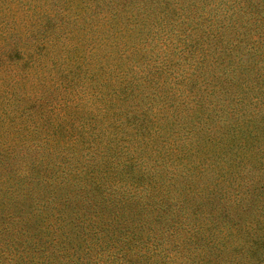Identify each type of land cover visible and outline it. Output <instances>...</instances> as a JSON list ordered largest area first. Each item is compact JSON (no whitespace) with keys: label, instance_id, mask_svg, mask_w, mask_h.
<instances>
[{"label":"trees","instance_id":"1","mask_svg":"<svg viewBox=\"0 0 264 264\" xmlns=\"http://www.w3.org/2000/svg\"><path fill=\"white\" fill-rule=\"evenodd\" d=\"M13 1L22 6L24 16L20 19L25 21L16 27L13 23L0 26V37L14 39L22 30L24 35L20 36L25 42L27 27L31 26L38 36L35 33L30 36L33 42L25 43L27 48L39 49L38 41L45 40L42 39L47 35L45 31L53 33L46 39H50L51 48H59L63 53L76 48L79 55L74 62H83V104L90 105L93 99L95 105L91 104L89 111L111 112L118 119L112 124L107 122V127L103 122V132L108 127L113 132L104 142L100 121L83 122V150L97 149L94 154L97 161L90 167H74L67 162L60 169L62 164H58L44 169L41 181L28 179L21 183L18 199L26 205L13 206L5 215L7 222H0V264H264V213L260 215L264 193H257L259 183L252 185L243 172L247 156L253 159L261 156L260 143L251 151L246 148L257 139V134H252L253 129L259 130L254 117L259 116L258 107L261 110L264 103L251 100L243 103L242 74L229 76L226 72V77L221 74L220 82L226 79L231 90L226 91L231 105L213 109L204 118L200 115L205 110L201 99L195 98L191 107L185 106V113L180 114L183 124L189 132L203 138L198 141L195 137L190 147L179 152L176 146L173 148V131L157 135L159 129H155L147 134L146 128L136 122L138 110L133 109L141 98L139 87L148 84L149 79L142 77L143 73H150L155 81L160 74L171 77L172 86L179 80L185 81L183 74L173 67L183 62L192 73L195 71L190 63L192 58L203 61L204 65L218 64L221 70L232 71L237 64L243 69L241 64L246 55L252 59L258 57L252 66L264 63V55L255 52L259 44L264 51V0H219L205 7L191 3L183 7L179 0H60L64 4L61 8L51 4L58 3L56 0ZM78 19H83V28L77 27L83 32V48L72 43L74 36L69 37L72 32L67 30L68 25L76 26ZM130 35L145 45L135 48L140 50L129 51L123 41ZM147 45L152 49H147ZM4 46L12 49L8 44ZM167 48L176 50L171 51L176 61L150 54L156 49L161 55ZM3 50L0 48L1 67L2 61H7ZM235 50H242L243 54L225 59ZM29 53L26 52L23 63L29 62ZM130 54L135 56L132 61ZM50 60L55 62L54 55ZM111 74L116 80L123 79L127 86L119 95V99L128 101L123 110L120 105L115 107L111 99L118 93L110 95L108 91ZM211 84L207 79H203L202 86L190 81L187 87L192 86L186 93L203 97L197 92L204 93V88ZM224 86L218 85L215 90L224 94ZM253 89L257 91L256 85ZM113 107L116 109L111 110ZM131 111L135 112L132 116ZM210 117L223 118L220 126L205 125ZM225 126L228 128L224 129ZM227 137L234 138L236 144L232 155L223 161L225 167L221 169L226 173L196 185L194 179L202 178L212 163L206 154L214 145L226 147L223 141ZM149 140L156 141V145L149 148L150 163L145 168L136 164L132 156H118L115 151L119 141L125 144L120 145L124 148L126 144L139 142L147 145ZM107 146L114 151L112 156L103 152L102 148ZM189 154H198L197 159H201L195 161L194 171L193 163L189 166L188 160L179 158ZM105 155L110 162L103 161ZM159 161L176 166L172 170L156 169L161 165ZM181 164L182 169L178 168ZM67 175L75 183L59 195L54 186L67 181ZM187 177L194 178L187 181ZM174 179L187 183L174 186ZM244 179L240 185L238 182ZM161 181L166 183L162 185ZM220 182H227L224 188H218ZM72 200L78 204H71Z\"/></svg>","mask_w":264,"mask_h":264},{"label":"rangeland","instance_id":"2","mask_svg":"<svg viewBox=\"0 0 264 264\" xmlns=\"http://www.w3.org/2000/svg\"><path fill=\"white\" fill-rule=\"evenodd\" d=\"M12 1L0 0V26L2 27L4 24L10 25L11 23L16 27L18 24L25 21V18L20 19L21 16H24L22 6L20 8L15 1ZM56 1L58 3L51 2L54 8L63 7V2H60V0ZM218 1L219 0H179V3L183 7L189 3L197 7H205L217 3ZM56 18V20H59L60 16ZM76 24V26L74 24L67 26V30L70 29L72 32L69 37L74 36L71 38L72 43H76L77 46L81 45V48H83V32L82 29L77 28L78 26L83 28V19H78ZM46 26L47 25H45V28ZM35 32V28L31 26L27 27L26 35L28 39L25 42V38L20 36L24 35L22 30L16 34V38L14 39H4L0 37V48L6 51L5 54L7 53V61H2L3 65L2 67L0 66V222L4 223L7 222L5 218L6 213L9 212L13 206L24 207L26 205L18 199L20 198L19 193L22 190V182L28 179L41 181V179H44L43 170L51 169L58 164H62L60 169H62L63 164L67 162L69 164L71 163L70 165L74 167L85 168V166L90 167L92 162L95 163L97 161V157H94L97 151L96 148H85L88 145L85 144V149L83 150V122L88 119H94L95 122L100 121L101 137L104 142L107 141L109 137H112L110 134L113 132H111L112 129L110 127L105 129L106 133L103 132V122H105L106 126L107 122L112 124L117 122L118 119V117H114L111 112L107 113L100 110L99 113L95 112V114L89 111L91 104L95 105L93 99L90 105L83 104V62H74V58L79 55V51L73 48L72 50H64L63 53L59 51V48H51L49 44L50 39L46 40L53 35L50 31H45L47 35H44V38L41 37L45 40L40 41L39 39V49L27 48L25 43L31 44L33 42L30 36L35 34L38 36ZM262 33H264V31H262ZM262 33L260 36H263ZM13 40L15 41L14 44ZM262 41L263 40L260 39V42ZM123 42L126 47H129V51H133L130 50L131 48L140 50L135 48H141L145 45L137 42L136 37L133 35H130L128 38L124 37ZM5 44H8V48L12 49H7L6 46H4ZM259 45L260 47L255 52L259 53V55H264L263 48L261 44ZM146 47L147 49H152L150 45ZM159 47L163 48V46ZM155 50L156 49L151 51L150 54L153 56L165 57L164 60L166 61H176V59L172 57L171 52L176 50L167 48V50H161L164 52L161 55L157 54ZM27 51L31 52V54L29 53V62L23 63V58L26 57L25 54ZM39 54L41 57L38 59ZM241 54H243L242 50H235L232 54H228L225 59L227 57L234 59ZM52 55H54L56 59L54 63L51 60L49 61ZM221 55L223 56L224 54ZM0 57H2V55ZM130 57L132 61L135 56L130 54ZM255 58L258 59V57ZM255 58L252 59L246 55V57L243 58L244 64H241L243 69H240L237 64L233 71L232 69L221 70L218 64L214 66L208 64L204 65L203 61L197 62L195 58H192L190 59V63L195 66V71L192 73L186 66V63L183 62L180 63L179 67H173L177 68L178 73L183 74L185 81L179 80L178 84L172 86L171 84L173 81L170 80L169 83L171 77H164L166 75L160 74L158 81H155V78L151 79L150 73H148V75L143 73L142 77L149 80L144 88L143 86L139 87V90L142 88V90H140L141 98H138V104H136L138 108H135L136 105L133 107V109L138 110L136 122L140 126L146 128L145 132L147 134L149 131L155 129H159L157 135L173 131V148L176 146L178 152L182 151L185 147H190L188 145L194 141L195 137L198 141L203 137L189 132L187 130V125L183 124L184 118L180 114L185 113L183 109L186 105L187 107L192 106V101L195 98L205 102L204 114H200L202 118L209 115L213 109L216 111V108L231 105L232 102L227 94V92H231V90H229L230 87L226 85V79L220 82L221 79H223L222 75L226 77V72H228L229 76L231 74H242L243 86L245 89V93L243 91L244 94L242 95L243 103L250 100L264 103V63L261 62L252 66V63L255 62ZM8 60L14 62H8ZM19 63H21V67L18 66ZM141 65L143 68H146L144 64L141 63ZM151 66H154V64H151ZM156 72L158 73V71ZM255 74L258 75L254 76ZM111 75L110 80H107L108 91L111 92L110 95L118 93L117 96L111 99L115 103V107L120 105L123 110V107L128 105V101L124 100L125 98L119 99V95H121V91L125 90L124 87L126 85L121 81L123 79L118 78V80H116L117 78L115 75ZM203 79H207L213 84H211L212 86L210 87L204 88V93L200 91L197 92V94L205 98L194 94L188 96L186 89L192 86L189 85V87H187L188 83L192 81L196 83L197 86H202ZM118 81L121 84H119ZM221 84L225 85L224 94H220L218 93L219 90H215L218 85ZM255 85L257 91L253 89ZM195 90L194 88V92H196ZM174 91L176 93L172 94L173 97L166 96ZM213 91L215 92L212 94ZM148 104L150 105L148 106ZM113 109L116 108H111V110ZM258 112L259 116L254 117V121L259 127V130L255 131V129H253L252 131V134H257V139L255 142L251 141L246 149L247 151H251L255 145L260 143V148L262 149L260 153L261 156L255 159L247 156L246 160L240 157V160L245 161L243 172L246 174V177L248 176L252 185L254 183H259V187L256 188L257 193H264V190H261L264 187H260L261 183H264V108L261 107L260 110L258 107ZM133 114H135V112L131 111L130 115L132 116ZM178 116L180 118L179 120H177ZM171 117L173 118L169 121ZM191 118L196 122L195 117ZM222 119L223 118L215 119L214 117H210L205 125L216 123L220 126ZM159 124L160 127H157ZM226 128L228 127L225 126L224 129ZM223 142L226 144V147L220 146L219 144L214 145L210 148V152L206 154L205 157L208 156V159L212 162L209 166L210 171L207 168L202 178H195L194 183L196 185L200 183L201 180H203V182L213 181L214 176L218 177L221 173H226L221 167H225L223 161L228 159V157L232 155V152L235 151L236 140L232 137H227ZM112 143L116 146V141ZM119 143L120 145H125L121 141H119ZM148 144V147L141 142L132 143V145L126 144L124 148H121L119 145L115 151H118V156H132L136 164L145 168L146 165L148 166L150 163V155L148 154L149 148L151 145L154 147L156 141L153 140V143H151L149 140ZM102 149L103 152H109L111 156L112 152H114L110 150L108 146L105 148L106 150L104 148ZM105 156L103 161L106 163L110 162L107 155ZM179 158L182 161L188 160L186 163L189 166L193 163L194 166H191L192 171L196 170L197 164L195 161H201V159H197L199 158L198 154H189L184 157L180 156ZM233 158L232 156L231 161ZM206 161L209 162V160ZM159 162L161 165L156 167V169L172 170V168L176 166L175 164L171 165L169 163L163 165L161 163L162 161ZM182 164L178 166V168H181ZM234 164V162L231 163L232 166H234ZM252 167H254V169H252ZM232 176L233 174L231 177ZM193 178L194 177H187L185 180L191 181ZM66 180L67 181L63 183L57 184L60 185L59 187H57V185L54 186V190H56L57 194L62 195L66 193L75 183V179L70 178L69 175H67ZM245 180L246 179L238 183L241 185ZM187 181L181 183H187ZM161 182L162 185L166 183L164 181ZM173 182L172 185L181 186L179 179H174ZM154 183L157 185L156 181H154ZM226 183L227 182L217 183L218 188H224ZM152 190L153 193H156L155 189ZM71 204L77 205L78 201L72 200ZM263 209L264 199L262 208L260 209V215L264 213ZM1 215H3L4 218ZM66 227H69V225ZM66 230H68V228Z\"/></svg>","mask_w":264,"mask_h":264}]
</instances>
